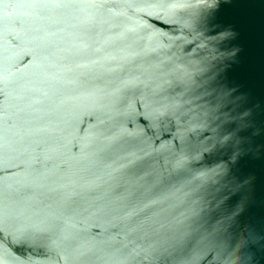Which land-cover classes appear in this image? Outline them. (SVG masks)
<instances>
[{"label":"water","instance_id":"1","mask_svg":"<svg viewBox=\"0 0 264 264\" xmlns=\"http://www.w3.org/2000/svg\"><path fill=\"white\" fill-rule=\"evenodd\" d=\"M0 264H264V0H0Z\"/></svg>","mask_w":264,"mask_h":264}]
</instances>
